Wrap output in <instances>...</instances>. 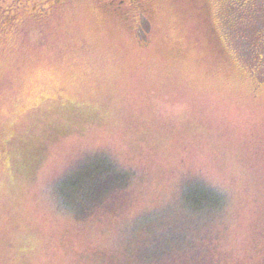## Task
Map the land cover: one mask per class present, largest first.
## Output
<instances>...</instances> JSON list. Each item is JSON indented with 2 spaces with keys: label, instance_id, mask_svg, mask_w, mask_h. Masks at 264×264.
I'll list each match as a JSON object with an SVG mask.
<instances>
[{
  "label": "rangeland",
  "instance_id": "374dc122",
  "mask_svg": "<svg viewBox=\"0 0 264 264\" xmlns=\"http://www.w3.org/2000/svg\"><path fill=\"white\" fill-rule=\"evenodd\" d=\"M228 7L0 0V264H264V72Z\"/></svg>",
  "mask_w": 264,
  "mask_h": 264
},
{
  "label": "flooded vegetation",
  "instance_id": "af4514ba",
  "mask_svg": "<svg viewBox=\"0 0 264 264\" xmlns=\"http://www.w3.org/2000/svg\"><path fill=\"white\" fill-rule=\"evenodd\" d=\"M228 9L231 16L225 20L227 29L237 35L234 38L236 43L246 38L250 40L248 47L256 53L255 62L263 67L261 71L264 72V0H229ZM247 13V20L242 21ZM235 24L240 27L239 33L233 31Z\"/></svg>",
  "mask_w": 264,
  "mask_h": 264
}]
</instances>
